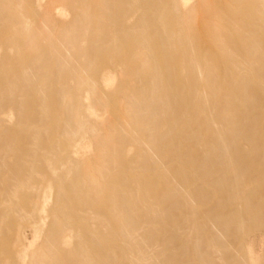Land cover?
<instances>
[{
	"label": "bare ground",
	"instance_id": "6f19581e",
	"mask_svg": "<svg viewBox=\"0 0 264 264\" xmlns=\"http://www.w3.org/2000/svg\"><path fill=\"white\" fill-rule=\"evenodd\" d=\"M0 264H264V0H0Z\"/></svg>",
	"mask_w": 264,
	"mask_h": 264
},
{
	"label": "rangeland",
	"instance_id": "374dc122",
	"mask_svg": "<svg viewBox=\"0 0 264 264\" xmlns=\"http://www.w3.org/2000/svg\"><path fill=\"white\" fill-rule=\"evenodd\" d=\"M69 7L73 8V4H69ZM62 22H65V20H62Z\"/></svg>",
	"mask_w": 264,
	"mask_h": 264
}]
</instances>
